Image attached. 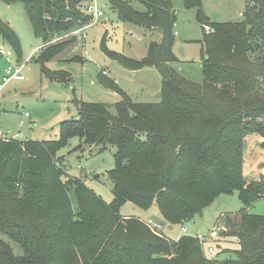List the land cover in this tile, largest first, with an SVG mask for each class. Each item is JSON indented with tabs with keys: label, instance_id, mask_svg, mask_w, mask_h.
<instances>
[{
	"label": "trees",
	"instance_id": "1",
	"mask_svg": "<svg viewBox=\"0 0 264 264\" xmlns=\"http://www.w3.org/2000/svg\"><path fill=\"white\" fill-rule=\"evenodd\" d=\"M2 1L22 4L43 45L34 62L56 78L45 64L74 38L55 39L88 26L90 17L80 10L86 0ZM137 1L144 11L131 0H109L122 22L157 31L159 40L140 60L109 51L103 42L101 49L127 69L155 67L159 101L133 102L99 72L98 83L121 96L115 114L104 103L76 101L78 119L60 122L55 141L0 138V264H264V216L247 212L264 200V175L252 181L243 175L245 139H263L264 149V0H245L239 23H212L201 0H180L184 9L195 10L202 29L199 84L169 66L177 61L173 0ZM0 38L20 57L18 38L1 20ZM73 137L115 148L107 172L110 203L80 178L65 177L57 153ZM234 192L242 204L239 216L223 217L226 231L217 239L237 247L222 250L227 256L220 260L206 257L193 237L171 240L120 215L125 202L155 205L166 222L182 225L217 196Z\"/></svg>",
	"mask_w": 264,
	"mask_h": 264
},
{
	"label": "rangeland",
	"instance_id": "2",
	"mask_svg": "<svg viewBox=\"0 0 264 264\" xmlns=\"http://www.w3.org/2000/svg\"><path fill=\"white\" fill-rule=\"evenodd\" d=\"M91 0L80 6L85 7ZM108 21H99L94 25L81 28L74 35L67 34L56 42L74 38L54 59L45 64V69L56 78L43 72L34 62L42 41L35 37L27 15L21 3L7 5L0 0V20L15 33L20 43V57L0 38L4 55L0 54V79L8 63H26L23 81H11L0 93V131L17 140L55 141L58 139L59 124L62 121L78 119L76 101L104 103L111 114H115L114 104L121 96L97 81V74L113 79L118 88L133 102L156 103L160 99V75L155 67L130 70L115 60L108 58L101 45L124 57L140 60L152 41L159 40L157 31H147L130 23L122 22L109 0H95ZM245 0H201V9L212 23H239L243 20L246 8ZM131 6L138 11L144 7L137 0H131ZM175 25L173 27L172 52L177 61L169 66L181 77L193 82H202L201 39L202 29L195 17L194 9H184L180 0H173ZM207 30V28H206ZM55 42V41H52ZM81 61H70L72 58ZM27 114L28 117L24 115ZM20 123L22 126L20 127ZM263 139L252 135L245 139L243 149V175L246 181L258 180L264 175V149L260 147ZM115 148L106 146H87L73 137L58 151L65 177L80 178L85 186L92 190L104 203L112 201V183L107 172L114 167ZM74 203V199L72 198ZM242 204L237 193L221 194L196 215L182 225L166 222L155 205L143 209L125 202L120 207L121 217L138 219L144 223L151 221L157 225L156 233L176 240L181 237L184 228L187 234H200L208 237L214 228L225 232L224 216L238 218ZM252 215L264 216V200H258L247 208ZM14 253H20L12 244ZM211 247L213 252L207 253ZM234 241L221 242L213 238L203 244L205 256L223 259L227 256L222 250L236 249Z\"/></svg>",
	"mask_w": 264,
	"mask_h": 264
},
{
	"label": "built area",
	"instance_id": "3",
	"mask_svg": "<svg viewBox=\"0 0 264 264\" xmlns=\"http://www.w3.org/2000/svg\"><path fill=\"white\" fill-rule=\"evenodd\" d=\"M85 14L88 15L90 17V22L88 24V26L94 25L99 21H108V18L105 16L104 12L99 9L96 4H95V0H91L90 3H88L85 7ZM85 28V27H84ZM82 28V29H84ZM81 29L74 31L72 34L74 35L79 33ZM71 34V33H70ZM58 39V38H57ZM55 39V40H57ZM0 54L4 55V48L3 46L0 45ZM26 66V63H8L5 67V70L1 76L0 79V93L2 91V89L4 88V86L6 84H8L11 81H23L24 75H23V70ZM25 117H28L27 114L24 115ZM22 126V123H20V127ZM0 138H2L3 140H9L11 139V137H8L6 134H4L3 132L0 131ZM152 231L156 232L155 229H157V225H155L154 223H152L151 221H149L148 223H145ZM221 229L218 228H214L212 229V231L209 233V236L206 238L200 234H187L186 229H182L181 233L184 234L185 236H190L195 238L202 246L204 243H208L210 242L213 238H217L219 233H220ZM213 252V249L211 247L207 248V253L211 254Z\"/></svg>",
	"mask_w": 264,
	"mask_h": 264
}]
</instances>
